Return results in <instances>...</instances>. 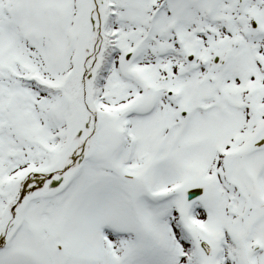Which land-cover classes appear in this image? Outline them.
<instances>
[{
	"label": "snow or ice",
	"instance_id": "obj_1",
	"mask_svg": "<svg viewBox=\"0 0 264 264\" xmlns=\"http://www.w3.org/2000/svg\"><path fill=\"white\" fill-rule=\"evenodd\" d=\"M0 264H264V0H0Z\"/></svg>",
	"mask_w": 264,
	"mask_h": 264
}]
</instances>
